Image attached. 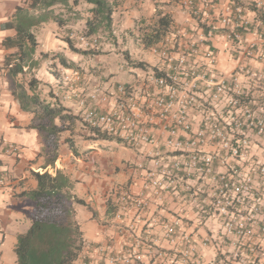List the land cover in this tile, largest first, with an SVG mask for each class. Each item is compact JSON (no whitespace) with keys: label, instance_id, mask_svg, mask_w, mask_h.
Returning <instances> with one entry per match:
<instances>
[{"label":"crops","instance_id":"crops-1","mask_svg":"<svg viewBox=\"0 0 264 264\" xmlns=\"http://www.w3.org/2000/svg\"><path fill=\"white\" fill-rule=\"evenodd\" d=\"M159 1H165L175 10L180 8L178 2L169 3V0H124L119 4V27L125 29L131 26L137 17L154 18L156 9L163 8L157 4ZM229 1L219 0L217 10L222 11ZM84 4L87 8L91 6ZM18 5L26 6L25 0H0V122H3V127L0 124V139L22 148L18 158L0 153V169L7 170L8 174L7 181L0 186V264H15L14 246L17 236L31 224L35 203L22 195V192L36 185L32 172L47 170L53 174L57 169L74 181L73 192L86 203L75 205V218L82 231L85 246L73 264H123L120 258L119 262L111 263L109 254L113 256L119 253L121 257L128 251L134 253L129 264H182L184 257L193 258L187 264H209L221 258H234L237 243L233 236L224 234L221 217L212 211L207 212L208 215L200 213L202 207L210 210L208 204L216 182L214 174L202 175L196 169L187 167L180 171L174 186L169 185L166 178H162V188L156 187L151 181L161 177V168L155 164V154L158 150L163 153L167 151L162 145L167 137L164 131H156L160 140L158 146L131 148L113 139L95 137L82 123L79 97L86 96L93 90L110 94L119 83L139 84L148 71L138 66H129V60L143 62L147 69L157 67L159 60L150 52L149 47H144L139 54L127 50L118 51L113 45L86 55L72 51L65 38L72 40L77 34L76 22L83 20L85 24V19L89 16V13L75 16L78 5L71 8L53 6L51 9L54 15L62 23L58 24L49 18L31 29L37 42L33 54L37 65L28 70L24 66V70L38 81L39 87L46 84L49 90L51 88L54 97L78 116L72 133H62L55 161L52 165L46 164L38 130L26 127L31 114L20 109L8 90L4 58L15 49L6 48L3 40L13 36L16 31L4 24L14 19ZM57 7L61 8L57 11ZM64 10L66 11L63 12ZM171 11L173 10H165L169 13ZM114 12L115 9L113 21ZM187 13L181 11L171 16L174 19L171 28L174 31H186L194 39L201 37L206 29ZM248 15L249 19L253 18L252 13ZM246 38L260 43L252 33L247 34ZM209 44L216 49V68L219 73L228 75L243 61L255 72L256 75L252 77L240 75L239 84L249 94L252 104L263 102L264 63L255 58L245 59L239 52L243 42L231 47L224 38L214 35L209 38ZM76 46L84 49L81 44ZM51 52L62 55L68 63L75 62L73 67L80 71V79L67 85L60 82L47 63L53 61L54 70L58 73L70 69L59 62L56 64L57 59L50 60ZM41 53H47L48 57H41ZM69 91L76 93L72 97H65L64 93ZM201 95L204 100L207 98L205 86L201 87ZM44 97L49 98V95ZM66 138L73 141L74 150L68 146ZM262 138L264 140V135L260 139ZM214 150L213 144H204L202 147L205 154ZM169 161L170 158L164 155L162 162ZM212 167L217 172L222 170L217 160L213 161ZM258 190L256 197L259 205L255 218L261 220L264 219V186H259ZM124 191L129 192L141 204H129L127 210L118 217L119 198ZM166 225L173 226L180 237L168 240L165 237ZM5 233L9 238L8 244L4 243ZM183 236H189L193 240L191 252L183 242ZM254 241L258 244V262L264 264V238L255 237ZM6 250L13 253L7 261L4 259ZM110 250L112 253H109Z\"/></svg>","mask_w":264,"mask_h":264},{"label":"built area","instance_id":"built-area-1","mask_svg":"<svg viewBox=\"0 0 264 264\" xmlns=\"http://www.w3.org/2000/svg\"><path fill=\"white\" fill-rule=\"evenodd\" d=\"M178 3L206 32L194 39L186 31L172 29L149 46L150 52L158 57V66L141 67L148 73L139 84L119 83L110 94L93 90L79 97L81 120L90 131L96 128L131 148L158 146L156 131H164L167 137L162 145L167 151L158 150L155 154L161 177L153 179L152 185L162 188V178H166L174 186L180 171L187 167L202 175L214 174L216 182L208 204L210 210L202 207L200 213L208 215L212 211L221 217L224 234L235 238L237 251L234 258H221L209 264H259L254 238H264V219H256L255 211L259 205L258 187L264 186V165L252 161L250 150L252 137L264 135V112L253 109L252 99L239 84L240 75L256 74L244 61L228 75L219 73L217 52L209 44V38L219 35L231 47L243 42V47L237 49L240 54L245 59L255 58L264 63V0H230L222 11L217 10L219 0L198 3L180 0ZM249 13L253 14L252 19ZM249 33L260 43L247 40ZM78 43L84 48L94 47L97 38L80 36ZM129 66L134 65L129 62ZM80 75L77 68H72L64 74L62 82L67 85L79 80ZM202 86L207 90L205 100L201 95ZM74 93L69 91L64 95L72 97ZM204 144H213L214 152L205 154ZM21 149L13 142L0 139L1 154L18 158ZM164 155L170 158L169 162H162ZM214 160L222 168L219 172L212 167ZM7 179V170L0 169V186ZM129 204L138 206L141 202L124 191L119 198L118 217ZM1 237L0 231V243ZM165 237L173 241L180 235L173 226L166 225ZM182 238L190 250L193 240L189 236ZM111 255L108 257L111 263L119 262L120 258L123 264H129L134 257L132 251L121 257L119 253ZM190 260L193 258L184 257L182 264Z\"/></svg>","mask_w":264,"mask_h":264},{"label":"trees","instance_id":"trees-1","mask_svg":"<svg viewBox=\"0 0 264 264\" xmlns=\"http://www.w3.org/2000/svg\"><path fill=\"white\" fill-rule=\"evenodd\" d=\"M178 1L180 0H169V3ZM25 3L26 6L16 7L14 19L4 24L16 31L13 36L3 40L6 48L15 49L5 56L4 66L7 69L8 90L20 109L31 114L26 127L38 130L43 142L45 162L52 165L58 154L62 133H72L78 116L54 95L49 94V98L42 97L37 90L38 81L33 76L27 81L19 78L37 65L33 60L37 42L31 29L49 18L61 24L62 20L51 9L55 5L71 8L79 3H87L91 6L86 10L89 16L85 19L84 36H94L99 31L110 34L114 4L111 0H25ZM152 19L142 33L144 45L147 47L163 39L172 30V18L168 13L157 8ZM65 41L74 52L90 53L88 49L76 48L68 37ZM47 55L40 54L41 57ZM53 55L64 67L76 68L72 63L66 62L62 55ZM129 62L134 66L144 67L143 62ZM24 66H27V70H24ZM52 74L58 77L54 70ZM91 132L97 138L112 139L96 128ZM65 141L71 149H75L70 138ZM32 175L36 185L23 191L22 195L33 200L35 208L31 224L25 232L17 236L14 246L15 264H73L85 246L82 231L75 218V205L86 203L73 192L74 181L61 170L57 169L53 174L33 171Z\"/></svg>","mask_w":264,"mask_h":264},{"label":"rangeland","instance_id":"rangeland-1","mask_svg":"<svg viewBox=\"0 0 264 264\" xmlns=\"http://www.w3.org/2000/svg\"><path fill=\"white\" fill-rule=\"evenodd\" d=\"M111 1L113 2L114 9H115L114 21L112 24V32L110 34H107L104 31L97 32L94 35L97 38L96 46L88 47V48H84V49L90 50V53H91V52H98L100 49H103V48L104 49L110 48L113 45V47L118 51L119 50L120 51L127 50V51H131V52H137L139 54V52H141L144 47H147L146 45H144V42L142 39L143 30L146 28V24H149V22L153 19H151V18L149 19L148 17H146V18L137 17L131 26H129L125 29H124V27H119V4L121 5V1H124V0H111ZM157 4L160 5L161 7H163L160 9L162 12H165V10H168V9L173 10V11H171V13L166 12L170 16H174L175 13H177V12L180 13L181 11H186L181 7L177 8L175 10L174 8L169 7L165 3V1H159V2H157ZM60 8L61 7H57V8H55V10L58 11V9H60ZM76 8L77 9L75 11L76 12L75 16H80L81 13L83 14L82 16H85V14L87 13V11H86L87 5H85L84 3H80L78 5V7H76ZM65 11L66 10H64L63 12H65ZM191 17H193V16H191ZM173 20L174 19H172V21ZM83 22H84L83 20L77 21L76 25H75V30L77 31V34L75 35V37L72 40H73L74 46L76 48H78L76 45L79 44L78 43L79 37L84 36L85 27H83V26H85V24ZM119 29H121V31ZM189 30L193 31V29H191V28ZM36 32H37V30H35V33ZM50 55L51 56H49V59L55 60L52 52L50 53ZM82 55H86V54H82ZM46 57H48V55ZM83 58L86 59L85 57H83ZM52 62L53 61H51V63H47V66L54 70V65H52ZM55 62L57 64L59 62L58 59ZM71 63H72V65H75V62H71ZM126 68H128V66H126ZM55 72L58 74V77H56V78L58 80H60V82L63 81L64 74L68 73V71L67 72L64 71L63 73H60V72L58 73L57 71H55ZM30 77H31L30 74H28V71H26L24 73V75L20 76L19 78L24 80V81H27L30 79ZM37 90L39 91V93L42 97L47 96L49 94H52L51 88L49 90V87L46 84H42L40 87L38 85ZM260 103L259 102L253 103L252 104L253 109L257 110L258 112H264V101L260 102ZM2 123L3 122H0L1 126L3 127ZM262 136H253L252 137L253 144H252V148L250 150V157H251L253 162H258L259 164L262 163V165H264V140H263V138L260 139ZM8 241H9V238H8L7 234L5 233V242L4 243L8 244ZM12 255H13L12 251L6 250V252L4 253V259L7 261L9 257H12Z\"/></svg>","mask_w":264,"mask_h":264}]
</instances>
